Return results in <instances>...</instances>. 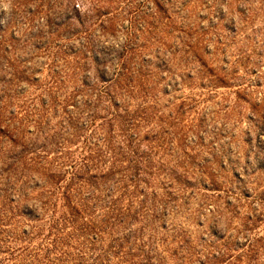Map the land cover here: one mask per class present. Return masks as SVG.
Listing matches in <instances>:
<instances>
[{
	"label": "rangeland",
	"instance_id": "374dc122",
	"mask_svg": "<svg viewBox=\"0 0 264 264\" xmlns=\"http://www.w3.org/2000/svg\"><path fill=\"white\" fill-rule=\"evenodd\" d=\"M0 264H264V0H0Z\"/></svg>",
	"mask_w": 264,
	"mask_h": 264
}]
</instances>
